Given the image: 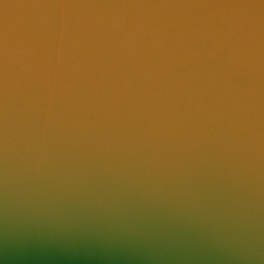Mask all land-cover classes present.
<instances>
[{
	"label": "water",
	"instance_id": "1",
	"mask_svg": "<svg viewBox=\"0 0 264 264\" xmlns=\"http://www.w3.org/2000/svg\"><path fill=\"white\" fill-rule=\"evenodd\" d=\"M0 258L264 264V0H0Z\"/></svg>",
	"mask_w": 264,
	"mask_h": 264
}]
</instances>
